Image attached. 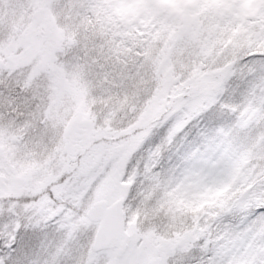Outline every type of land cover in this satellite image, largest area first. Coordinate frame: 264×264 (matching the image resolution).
Listing matches in <instances>:
<instances>
[{
    "label": "snow or ice",
    "instance_id": "snow-or-ice-1",
    "mask_svg": "<svg viewBox=\"0 0 264 264\" xmlns=\"http://www.w3.org/2000/svg\"><path fill=\"white\" fill-rule=\"evenodd\" d=\"M0 264H264V0H0Z\"/></svg>",
    "mask_w": 264,
    "mask_h": 264
}]
</instances>
